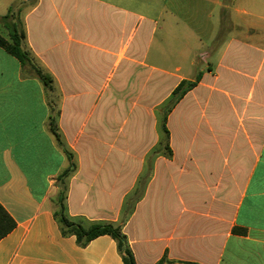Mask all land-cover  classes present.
<instances>
[{
    "label": "crops",
    "instance_id": "crops-1",
    "mask_svg": "<svg viewBox=\"0 0 264 264\" xmlns=\"http://www.w3.org/2000/svg\"><path fill=\"white\" fill-rule=\"evenodd\" d=\"M12 5L53 89L0 47V264H125L62 234L70 166L66 217L120 226L136 264H264V0Z\"/></svg>",
    "mask_w": 264,
    "mask_h": 264
},
{
    "label": "trees",
    "instance_id": "trees-1",
    "mask_svg": "<svg viewBox=\"0 0 264 264\" xmlns=\"http://www.w3.org/2000/svg\"><path fill=\"white\" fill-rule=\"evenodd\" d=\"M22 7V5H12L8 13L0 17V23L8 31L9 35L7 39L0 34V47L20 61L21 64L28 66L31 72L51 91L53 89L51 76L35 62V59L26 47V32L20 19ZM194 86V83L182 82L174 91L171 102L165 107L162 129L166 135L168 134L166 121L169 111ZM50 126L55 137L59 139L58 127L54 118H51ZM72 170L73 166H70L59 178L60 182H62V189L58 197V210L55 212V216L60 224L62 234L64 236H75L78 244L82 247L87 246L98 237L105 235L111 236L117 242L118 249L122 254L125 264H136L135 258L127 245L126 237L122 233L120 226H116L112 223H94L87 225L81 221H71L66 217L64 213L65 187L63 185L65 184L64 179L68 177ZM15 227V220L0 204V241L11 233ZM164 263L165 258L158 264Z\"/></svg>",
    "mask_w": 264,
    "mask_h": 264
},
{
    "label": "rangeland",
    "instance_id": "rangeland-1",
    "mask_svg": "<svg viewBox=\"0 0 264 264\" xmlns=\"http://www.w3.org/2000/svg\"><path fill=\"white\" fill-rule=\"evenodd\" d=\"M141 1H143V0H141ZM3 32L0 31V34H2L5 37V34ZM157 39L159 40V35H158ZM156 42H154V44H153L154 57H155V51H156V48H155ZM151 58L155 60V58H153V57H150V60H151ZM158 59L161 60L162 66H165V61H166L165 58L164 57H161V58H158ZM147 87H148V90L151 89V87H153V81L149 85H147Z\"/></svg>",
    "mask_w": 264,
    "mask_h": 264
}]
</instances>
